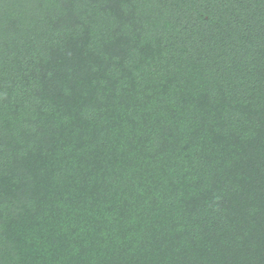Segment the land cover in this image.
I'll list each match as a JSON object with an SVG mask.
<instances>
[{
	"label": "trees",
	"instance_id": "1",
	"mask_svg": "<svg viewBox=\"0 0 264 264\" xmlns=\"http://www.w3.org/2000/svg\"><path fill=\"white\" fill-rule=\"evenodd\" d=\"M0 264H264V0H0Z\"/></svg>",
	"mask_w": 264,
	"mask_h": 264
}]
</instances>
